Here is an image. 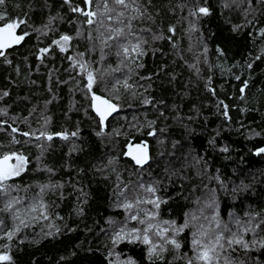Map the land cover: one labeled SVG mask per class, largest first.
<instances>
[{
  "label": "snow or ice",
  "instance_id": "6c2138e0",
  "mask_svg": "<svg viewBox=\"0 0 264 264\" xmlns=\"http://www.w3.org/2000/svg\"><path fill=\"white\" fill-rule=\"evenodd\" d=\"M217 12L226 17L231 32L246 30L251 41L264 43V0H216L215 7L212 0H0V68L7 73L0 86V264H18L26 244L76 232L80 224L70 225L59 211L70 197L75 201L72 215L85 218L91 196L86 186L79 179H57V169L45 162L56 139L67 143V157L83 151L81 120L72 121V129L51 130L49 106L63 99L62 88L69 97L64 118L71 121L73 112L82 113L100 143L114 145L128 128L155 140V154L148 139L127 140L121 153L130 161L127 167H120L116 155L89 165L92 173L111 180V206L121 213L105 218L97 233L103 236V264H264V211H222L221 192L235 200L250 190L251 181L227 182L219 168L213 170L207 151L185 152L182 141L170 137L172 124L191 139L192 125L207 123L202 109L208 105L191 99L203 89L215 98L216 114L224 121L209 132L208 148L231 151L218 142L233 122L232 106L213 86L214 69L222 65L209 61L203 31L207 18ZM231 13L243 23L228 18ZM32 37L36 44L16 62L18 49L28 47ZM214 54L227 56L220 44ZM157 56L155 70L145 74L146 58L155 61ZM261 60L264 47L232 67L252 69ZM34 73L45 78L48 95L42 99L36 98ZM231 74L241 84L239 100L245 101L249 80ZM165 80L174 90L172 104L152 95ZM25 84L28 92L14 97L13 88ZM137 105L142 117L112 126L125 109ZM237 131L245 139L264 135L243 121ZM252 153L264 156V146H254ZM75 171L87 174L88 169ZM29 172L44 178L25 183L22 177ZM177 185L179 190L169 194ZM176 197L190 206L180 218L166 216L164 206ZM126 245L139 255L130 254ZM67 260L61 256L56 264Z\"/></svg>",
  "mask_w": 264,
  "mask_h": 264
},
{
  "label": "trees",
  "instance_id": "16d2710c",
  "mask_svg": "<svg viewBox=\"0 0 264 264\" xmlns=\"http://www.w3.org/2000/svg\"><path fill=\"white\" fill-rule=\"evenodd\" d=\"M212 3L215 7L216 0H212ZM228 18L233 22L243 23V19L237 16L236 13L229 14ZM203 31L209 46V61L222 65V67L214 69L213 86L217 90V96L232 106L230 115L233 122L231 127L226 126L218 142L229 145L231 151L230 153H220L208 148L206 141L209 132L223 124L224 121L221 116L216 114L214 106L216 103L215 98L210 93L203 91V89L198 94L194 92L191 99L194 102L208 105L202 109L207 123L201 126L203 122L198 120L192 125L195 128V136L191 139H188L187 134L178 125L172 124L170 127V137L173 140L180 139L184 144L185 152L203 153L207 151L213 170L219 168L220 173L226 178L227 182L234 185L240 181H251L252 186L250 190L235 200L227 193L221 192L223 212L229 210H234L237 213L247 210L264 211V156L257 157L252 153L254 146H264V135L255 139H245L244 135L237 131L240 122L243 121L246 126L264 133V60L257 61L252 69L232 67L236 62H246L249 59V53L252 55L258 54L260 48L264 47V43H261L259 40L256 42L251 41L246 34V30L240 33L231 32L230 25L226 23V17L219 12L207 18L203 25ZM26 43L28 47L18 49L16 62H20L22 54H26L28 49L36 44L35 37H32ZM217 44L225 47L227 52L225 58H218L214 54ZM160 59L159 56H157L155 61L151 57L146 58L144 73L147 74L154 71ZM29 62L34 64L35 60L30 57ZM228 69H231V73L242 74V79L249 80V88L245 93V101H241L238 98L240 95V81L235 80ZM41 71L43 72L44 69H41ZM6 74L5 70L0 68V86L3 85ZM31 78L37 79L39 82V87H34L36 98L42 99L47 96V92L44 91L45 78L38 73H34ZM27 92L28 86L26 84L19 88H13L14 97L18 93L24 94ZM60 95L63 99L49 106L53 117L51 130L59 131L62 126L72 129V121L81 120L82 139L84 141L82 145L83 151L67 157L65 155L68 151L67 143L56 139L52 142L54 150L45 156V162L57 169V179H61L62 181L79 179L86 186L91 196L88 205H86L87 210L83 221L72 215L75 201L71 197L60 206L59 211L65 216L70 225L75 226L77 223L80 224L76 232L61 236L59 239L45 240L36 246L29 244L22 246L23 251L18 254V264H32L33 260L36 261V264H56L61 256L68 258L67 264H103V236L97 235V233H99L100 227L105 226V218L112 215L120 216L121 213L111 206L109 198L111 180L105 181L103 176L92 173L89 165L95 164L99 158L105 155L121 156L122 151L126 150L124 145L127 140H133V143H136L141 139H148L154 153L155 140L154 138H148L142 132H136L132 128H128V134L116 138L114 145L102 144L92 134L91 130L93 126L82 113L73 112L71 121L64 118V110L69 105L67 89L62 88ZM152 95L157 100L167 101L168 104H172L176 99L174 90L167 85L166 80L163 86L159 83L155 86ZM23 107L21 105L19 110H23ZM138 107L137 105L136 108L125 109L117 120L112 121V126L121 127L130 124L134 117H142L144 112L143 110L137 112ZM241 108L249 109V111L242 113L240 111ZM183 111H188V102H185ZM151 114L149 111V115ZM21 127L27 130L23 125ZM0 137H4V134L0 133ZM31 152L35 155L37 150L32 148ZM129 163L130 161L127 158L121 156V168L127 167ZM76 168L88 169V172L87 174H78L75 171ZM43 178L42 174L36 172H29L22 177L25 183ZM70 187V185H66V189H70ZM187 188L188 184L186 183L185 189ZM178 190L179 186L177 185L168 191L169 194H172ZM189 206L186 200L176 197L164 206V214L167 216L170 213L171 216L180 218ZM85 224L88 228L92 229V232H88L85 229ZM124 247L130 254L139 255V252L134 251L131 245ZM71 252H75V255H70Z\"/></svg>",
  "mask_w": 264,
  "mask_h": 264
}]
</instances>
